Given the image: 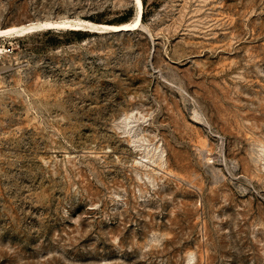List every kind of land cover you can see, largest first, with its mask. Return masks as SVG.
I'll use <instances>...</instances> for the list:
<instances>
[{
	"label": "rangeland",
	"instance_id": "1",
	"mask_svg": "<svg viewBox=\"0 0 264 264\" xmlns=\"http://www.w3.org/2000/svg\"><path fill=\"white\" fill-rule=\"evenodd\" d=\"M142 1L0 0V264H264V0Z\"/></svg>",
	"mask_w": 264,
	"mask_h": 264
},
{
	"label": "bare ground",
	"instance_id": "2",
	"mask_svg": "<svg viewBox=\"0 0 264 264\" xmlns=\"http://www.w3.org/2000/svg\"><path fill=\"white\" fill-rule=\"evenodd\" d=\"M135 3L137 6H139L138 8L140 9H143L144 10V4H143V1L142 0H135ZM143 10H142V13H143ZM138 20H136L135 23H137ZM69 25H72V24H69ZM75 29L77 30H83V31H89L90 29H87V25H75ZM93 26V25H92ZM136 27V25H133ZM72 26H67L66 24L64 23H55V22H36V23H31L27 26H21V27H13V28H10L8 30H4L2 31L0 34V36H7V35H13V34H18V33H22V32H26V31H46V30H55V29H63V28H71ZM78 27V28H77ZM132 25L130 24H126V25H123V26H94L93 28L96 30V31H99V30H111V31H114L115 33L116 32H125V31H129L131 30L132 28ZM94 30V31H95ZM107 32V31H105Z\"/></svg>",
	"mask_w": 264,
	"mask_h": 264
},
{
	"label": "trees",
	"instance_id": "3",
	"mask_svg": "<svg viewBox=\"0 0 264 264\" xmlns=\"http://www.w3.org/2000/svg\"><path fill=\"white\" fill-rule=\"evenodd\" d=\"M142 18L144 17V13L142 14V16H141Z\"/></svg>",
	"mask_w": 264,
	"mask_h": 264
}]
</instances>
